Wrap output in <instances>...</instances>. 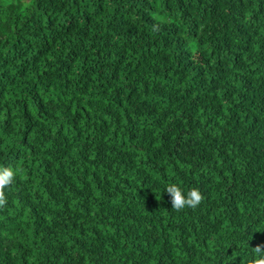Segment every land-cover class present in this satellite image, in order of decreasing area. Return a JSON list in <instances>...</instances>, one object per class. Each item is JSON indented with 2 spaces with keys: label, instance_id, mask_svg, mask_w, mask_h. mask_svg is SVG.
I'll use <instances>...</instances> for the list:
<instances>
[{
  "label": "trees",
  "instance_id": "obj_1",
  "mask_svg": "<svg viewBox=\"0 0 264 264\" xmlns=\"http://www.w3.org/2000/svg\"><path fill=\"white\" fill-rule=\"evenodd\" d=\"M6 167L0 264H249L264 0H0Z\"/></svg>",
  "mask_w": 264,
  "mask_h": 264
},
{
  "label": "clouds",
  "instance_id": "obj_2",
  "mask_svg": "<svg viewBox=\"0 0 264 264\" xmlns=\"http://www.w3.org/2000/svg\"><path fill=\"white\" fill-rule=\"evenodd\" d=\"M25 7H28V3H25ZM16 175L17 173L12 168H0V208L7 204L5 189L13 184ZM165 191L169 194L171 208L176 211H182L185 208L195 209L204 200V196L198 188L190 189L185 195L181 188L173 183L169 184ZM251 249L254 255L249 264H264V243L257 244Z\"/></svg>",
  "mask_w": 264,
  "mask_h": 264
}]
</instances>
